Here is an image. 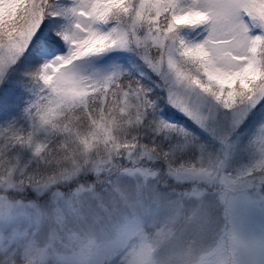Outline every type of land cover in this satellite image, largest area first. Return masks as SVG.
Wrapping results in <instances>:
<instances>
[{
  "label": "snow or ice",
  "instance_id": "6c2138e0",
  "mask_svg": "<svg viewBox=\"0 0 264 264\" xmlns=\"http://www.w3.org/2000/svg\"><path fill=\"white\" fill-rule=\"evenodd\" d=\"M204 183L264 216V0H0V264L98 186Z\"/></svg>",
  "mask_w": 264,
  "mask_h": 264
},
{
  "label": "clouds",
  "instance_id": "9594fccd",
  "mask_svg": "<svg viewBox=\"0 0 264 264\" xmlns=\"http://www.w3.org/2000/svg\"><path fill=\"white\" fill-rule=\"evenodd\" d=\"M200 186L216 199L162 194L153 206L148 192L123 198L98 186L61 219L49 212L34 225L14 264H243L246 240L218 211L220 187Z\"/></svg>",
  "mask_w": 264,
  "mask_h": 264
},
{
  "label": "rangeland",
  "instance_id": "374dc122",
  "mask_svg": "<svg viewBox=\"0 0 264 264\" xmlns=\"http://www.w3.org/2000/svg\"><path fill=\"white\" fill-rule=\"evenodd\" d=\"M107 191H110L123 198H143L144 194L148 192L150 193V203L153 206H155L157 203H163L160 200V196L162 194L168 195L173 200L177 198L196 199L198 197L215 200L217 196L216 193L212 192L211 190L204 189L201 186L197 188L196 192H193L191 186L188 185L173 187L162 186L158 188L148 186L141 190H137L134 186H128L123 188L120 193L112 191L111 189ZM262 192H264V190H262ZM218 211L220 214L224 213V206L222 204L219 205ZM236 227L246 241L255 239L264 244V216H252L251 218L247 219L238 218L236 220Z\"/></svg>",
  "mask_w": 264,
  "mask_h": 264
},
{
  "label": "trees",
  "instance_id": "16d2710c",
  "mask_svg": "<svg viewBox=\"0 0 264 264\" xmlns=\"http://www.w3.org/2000/svg\"><path fill=\"white\" fill-rule=\"evenodd\" d=\"M163 192H165V191H163Z\"/></svg>",
  "mask_w": 264,
  "mask_h": 264
}]
</instances>
